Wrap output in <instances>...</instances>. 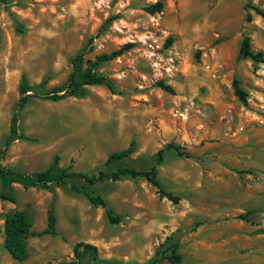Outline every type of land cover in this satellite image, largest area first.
Returning a JSON list of instances; mask_svg holds the SVG:
<instances>
[{"label":"rangeland","instance_id":"374dc122","mask_svg":"<svg viewBox=\"0 0 264 264\" xmlns=\"http://www.w3.org/2000/svg\"><path fill=\"white\" fill-rule=\"evenodd\" d=\"M6 1L7 8L0 6V166L36 173L56 156V168L89 176L154 167L162 190L177 202L142 178L92 185L66 179L46 183L50 189L0 178V192L15 198L13 204L0 199V264L68 262L77 243L95 248L82 252L78 264H217L223 228L232 240L221 264H264V20L252 10L264 11V0ZM157 1L161 11L147 14L144 8ZM242 37L262 62L237 57ZM90 38L82 69L95 56L131 45L95 68L113 93L87 86L81 97L30 98L16 110L21 76L42 90L60 85ZM233 80L246 94L244 105L233 95ZM130 142L129 157L104 164ZM83 192L101 196L120 222L108 224ZM50 203L56 236H38ZM13 211L30 223L23 262L3 248V218ZM192 239L196 256L182 250ZM173 244L175 263L162 259Z\"/></svg>","mask_w":264,"mask_h":264},{"label":"trees","instance_id":"16d2710c","mask_svg":"<svg viewBox=\"0 0 264 264\" xmlns=\"http://www.w3.org/2000/svg\"><path fill=\"white\" fill-rule=\"evenodd\" d=\"M0 6L7 8V1L0 0ZM162 9L161 2H155L153 4L148 5L144 8V11L153 15L154 13H159ZM254 14L259 16L262 20H264V11L258 10L256 8H252ZM245 20L249 21V15L245 16ZM92 38L88 39L85 47H83L77 54H75L70 59V71L63 83L60 85L54 86L50 89L42 90L41 85L37 87L28 86L24 77H20V82L17 87L18 98L16 102V110H19L30 98H38L40 100H48V101H57L64 98L69 97H81L84 94L85 87L87 86H103L109 92L113 93L114 89L111 81L97 73L95 68L101 64L108 62L121 54L127 51L131 45L125 44L118 48L115 51H112L108 54H101L95 56L92 62L86 61V67L81 68V64L83 62V56L91 50ZM171 43V38L167 37L165 40L164 46L167 48ZM237 57L241 59H249L252 62H262L261 54L259 52L253 53L249 48V41L247 37H242ZM156 86L164 92L172 93V90L169 86L165 85L162 81H158ZM233 95L237 98L239 102L243 105L245 104L246 94L239 87L235 80L232 81ZM18 119V113H14L12 115L11 127L12 133L15 132L16 129V121ZM9 141H6L3 145V149L1 152L7 147ZM168 147H173L172 145ZM134 151L133 142H130L129 145L122 150L112 152L107 155L104 164L108 165L114 161H119L129 157V155ZM161 154L162 150H159L156 154V164L161 162ZM57 157L54 156L52 160V164L43 171L36 173H19L14 172L9 169H6L0 166V178L7 182H20L24 187H42L46 189H50L46 185V183L50 182L59 186L64 183L66 179H76L84 184L92 185L98 182L103 181H115L121 177H129V178H142L148 184L155 187L157 189V193L165 197L168 201L172 203H176L177 199L172 197L170 194L164 192L155 179L156 171L154 167H151L145 171H135L133 169H116L114 171L105 173L102 171H98L95 175H86L81 172H72L69 171L68 168L58 169L56 168ZM54 171V175H50V172ZM50 191V190H49ZM83 196L87 200V202L94 208H101L103 210V214L107 220V223L110 225H114L120 222L121 217L113 212V210L106 206L103 198L97 194L92 192H83ZM0 199L4 201H8L9 203H15V198L7 194L5 192H0ZM55 216L53 213V206L50 203L47 209L46 215V225L43 230H41L37 235H48V236H56L55 230ZM30 223L22 211H13L8 213L3 218L2 231H3V248L9 257L16 262H23L28 257L27 244L26 240L31 236L30 231ZM78 247H81V250L78 251ZM176 245L173 244L170 246V252L167 256H162V259L167 260L168 262L175 263L179 261V256L174 255L173 252L176 250ZM93 252L95 248L88 244L77 243L72 248L73 260L68 262H59L56 264H78L81 253L83 252ZM150 264H158L157 260H151Z\"/></svg>","mask_w":264,"mask_h":264},{"label":"crops","instance_id":"0c3cea01","mask_svg":"<svg viewBox=\"0 0 264 264\" xmlns=\"http://www.w3.org/2000/svg\"><path fill=\"white\" fill-rule=\"evenodd\" d=\"M220 232L218 234V241L219 244L217 245V248L213 254V257H217V264H221L225 261V259L228 256V251L230 248H228V244L229 241L232 240V236L231 234L228 233V231L226 229H219ZM192 235H195V233H192ZM192 242H188V244L185 245V247L182 249L184 250L186 253H188V255L190 256H196V251H197V247H196V241L195 239H192ZM183 245V243L181 242V246ZM192 262V261H191Z\"/></svg>","mask_w":264,"mask_h":264}]
</instances>
